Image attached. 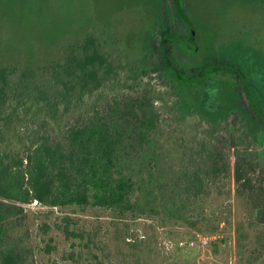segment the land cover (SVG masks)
I'll return each instance as SVG.
<instances>
[{"label": "trees", "instance_id": "obj_1", "mask_svg": "<svg viewBox=\"0 0 264 264\" xmlns=\"http://www.w3.org/2000/svg\"><path fill=\"white\" fill-rule=\"evenodd\" d=\"M174 8L191 29L183 26L186 35L171 26L161 29L147 56L153 70L167 74V82L177 83L184 95L203 93L206 82L228 76L239 88L242 107L264 130V109L247 74L222 61L196 65L200 55L188 51L196 43L193 23L183 0H174ZM83 38L45 64L9 63L0 69V264H36L22 234L25 206L35 201L61 210L97 209L120 219L161 217L204 228L202 205L218 180L229 177L223 147L211 138H204L192 157H180L175 170H165L158 138L162 119L154 100L159 97L135 90L149 72L127 66L106 37L90 32ZM195 102L184 101L192 108ZM212 108L213 115L221 114ZM250 155L236 151L239 197L253 193L252 175L262 154ZM194 156L200 158L196 164ZM256 197L252 217L259 219L264 201ZM64 232L68 239L80 237L69 228Z\"/></svg>", "mask_w": 264, "mask_h": 264}, {"label": "rangeland", "instance_id": "obj_2", "mask_svg": "<svg viewBox=\"0 0 264 264\" xmlns=\"http://www.w3.org/2000/svg\"><path fill=\"white\" fill-rule=\"evenodd\" d=\"M183 8L195 30L196 43L186 50L200 55L196 65L236 64L257 88L264 109V0H183ZM167 26L184 35L185 26L191 29L175 16L174 0H0V69L9 63L45 64L83 42L85 33L104 36L127 66L149 72L135 90L159 97L154 100L162 119L164 169L175 170L180 157H192L204 138L223 147L230 167L229 177L218 180L202 205L204 228L161 217L120 219L97 209L26 205L23 245L36 264H264V215L252 217L256 196L264 201V130L242 107L239 88L228 76L206 82L203 93L184 95L177 83L171 88L167 74L153 70L147 56ZM211 108L221 114L213 115ZM241 149L251 159L262 154L252 175L253 193L243 197L234 178ZM66 228L80 237L68 239Z\"/></svg>", "mask_w": 264, "mask_h": 264}]
</instances>
